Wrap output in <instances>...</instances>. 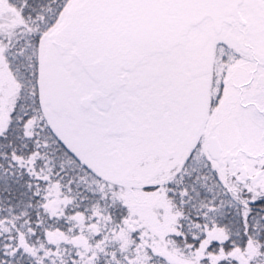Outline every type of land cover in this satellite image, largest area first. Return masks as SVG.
<instances>
[{
    "label": "snow or ice",
    "instance_id": "1",
    "mask_svg": "<svg viewBox=\"0 0 264 264\" xmlns=\"http://www.w3.org/2000/svg\"><path fill=\"white\" fill-rule=\"evenodd\" d=\"M0 264H264V0H0Z\"/></svg>",
    "mask_w": 264,
    "mask_h": 264
}]
</instances>
